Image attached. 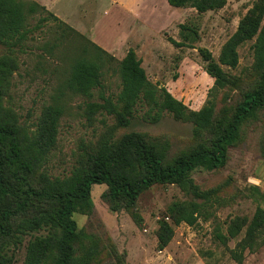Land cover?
<instances>
[{"label": "trees", "instance_id": "obj_1", "mask_svg": "<svg viewBox=\"0 0 264 264\" xmlns=\"http://www.w3.org/2000/svg\"><path fill=\"white\" fill-rule=\"evenodd\" d=\"M175 9L192 8L198 14L222 9L226 0H166ZM45 14L44 17L41 15ZM39 16L35 25L31 21ZM51 19L56 23L57 44L65 45L64 92L41 110L33 127L20 123L6 104L11 75L17 69L14 53L33 39L35 30ZM180 41L167 38L175 48H194L197 31L179 27ZM255 40L254 62L240 75L224 70L236 68L238 49ZM205 73L213 79L209 99L197 111L190 110L164 87L147 78L141 60L129 49L121 61L75 31L34 0H0V264H12L13 252L29 237L23 264H101V240L79 230L73 215H90L91 190L105 185L103 201L112 212H127L137 223V201L154 185H175L190 199L171 203L159 219L156 238L162 249L174 235V227L194 226L208 220L212 195L203 192L190 174L196 169L212 171L225 166L228 150L241 144L251 125L264 124V0H255L239 21L236 31L222 45L217 61L207 49L198 50ZM115 70L120 92L113 99L103 93V77ZM100 92V102H88V118L106 113L114 125L84 151L68 176H50L45 168L56 146L59 121L64 113L66 94L92 99ZM142 105V119L158 123L164 114L192 126L191 145L169 156L167 139L127 128ZM264 151V149H263ZM168 219L166 221L165 219ZM245 228L243 239L231 251V258L242 264L246 250L252 252L264 234V210L257 208L251 220L236 217L226 234L217 240L226 245ZM125 264L113 251V262Z\"/></svg>", "mask_w": 264, "mask_h": 264}, {"label": "rangeland", "instance_id": "obj_2", "mask_svg": "<svg viewBox=\"0 0 264 264\" xmlns=\"http://www.w3.org/2000/svg\"><path fill=\"white\" fill-rule=\"evenodd\" d=\"M34 1L40 5L41 1L50 2L53 8L48 10L50 13L101 48L106 43L117 45L119 49L125 46L126 50H134L150 82L158 88L164 87L188 109L197 111L209 99L208 92L213 86V79L205 73L198 50L207 49L217 61L222 45L234 34L255 0H226L222 9L203 14L189 7L172 8L166 0ZM59 9H63L65 17L59 16L62 15ZM38 18L36 16L31 25H35ZM182 24L197 31L194 48L177 49L167 41V38L180 41ZM56 36H59L56 23L49 19L35 30L33 39L13 55L17 69L11 75L6 106L28 127H33L41 110L64 92L62 82L67 61L63 53L71 52L66 51L65 45L56 46ZM254 42L249 41L238 49L236 68L224 67V70L240 75L249 69L254 62ZM102 80L103 93L114 99L121 89L118 73L111 70ZM99 95L100 92L94 90L90 100L69 94L62 97L65 109L59 121L56 146L45 168L50 176H68L84 151L114 125V119L106 113H96L88 118L86 103L100 102ZM145 111V107L138 105L130 125L118 129L116 135L136 131L167 139L169 156L177 155L191 145L190 124L177 122L168 114H164L158 123L150 124L142 119ZM263 149L264 124L251 125L241 144L228 150L224 167L212 171L199 168L191 172L195 184L212 195L211 216L206 221L199 219L191 227L184 223L174 227L172 239L162 249L156 238L159 219L171 203L190 199L175 185H154L141 194L136 207L141 219L138 223L125 211L112 212L102 199L106 186L94 185L92 213H75L73 219L79 230L101 240L104 247L101 264L113 262V251L125 264H237L230 253L243 239L245 228L226 245L217 240L216 234L225 235L234 218L249 221L258 207L264 210ZM28 239L25 237L21 246L12 249V264L24 263ZM256 241L252 252H244L242 264H264V234Z\"/></svg>", "mask_w": 264, "mask_h": 264}, {"label": "crops", "instance_id": "obj_3", "mask_svg": "<svg viewBox=\"0 0 264 264\" xmlns=\"http://www.w3.org/2000/svg\"><path fill=\"white\" fill-rule=\"evenodd\" d=\"M49 4H51L50 2H43L41 1V5L42 6H46L45 8H47V10H51L53 8H51L52 6H50ZM116 4V3H115ZM63 9H59L58 11L62 13ZM65 12L62 13V15L60 14V17H65ZM68 16V15H67ZM67 22H69L68 20H66ZM126 36V33H125ZM99 45V44H98ZM104 45V47H103ZM102 46V49H104L106 52H108L110 55H112L113 57H115L118 60H122L124 58V56L126 55L127 51L125 48V46L122 49H119V47L117 45L111 44V45H107L106 43H104ZM136 53V52H135Z\"/></svg>", "mask_w": 264, "mask_h": 264}]
</instances>
